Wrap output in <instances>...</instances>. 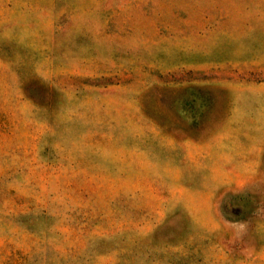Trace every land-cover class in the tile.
<instances>
[{
  "label": "rangeland",
  "instance_id": "obj_1",
  "mask_svg": "<svg viewBox=\"0 0 264 264\" xmlns=\"http://www.w3.org/2000/svg\"><path fill=\"white\" fill-rule=\"evenodd\" d=\"M0 264H264V0H0Z\"/></svg>",
  "mask_w": 264,
  "mask_h": 264
}]
</instances>
